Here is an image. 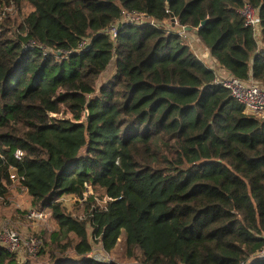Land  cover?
<instances>
[{"label": "trees", "instance_id": "trees-1", "mask_svg": "<svg viewBox=\"0 0 264 264\" xmlns=\"http://www.w3.org/2000/svg\"><path fill=\"white\" fill-rule=\"evenodd\" d=\"M22 2L0 0V200L18 183L51 211L37 261L122 264L92 255L89 222L107 253L123 238L136 264H264V119L164 29L174 15L221 69L264 88V0H27L22 23L1 18ZM59 106L72 119L52 118ZM90 185L107 190V208L65 214L58 199ZM0 264L22 263L0 245Z\"/></svg>", "mask_w": 264, "mask_h": 264}, {"label": "rangeland", "instance_id": "rangeland-1", "mask_svg": "<svg viewBox=\"0 0 264 264\" xmlns=\"http://www.w3.org/2000/svg\"><path fill=\"white\" fill-rule=\"evenodd\" d=\"M19 11H17V7L14 4L6 7L4 6L1 15L5 12L6 15L1 16V18L6 19L8 16H14L18 25L23 22V19L31 14L33 7L27 2V0H23ZM177 30L178 27L176 26L175 31ZM192 33L193 34L191 35L195 38V51L193 52L201 59L203 65H213L219 76L225 78L228 71L218 68L215 64L211 63L209 54L210 50L201 43L194 30H192ZM114 73L115 68L111 66L110 70L107 71L98 81V84H105L110 81L114 76ZM59 107V110L52 115V118L72 119V115L66 107ZM248 114L260 120L264 119L262 116L250 112ZM109 201L110 199L107 196V190L96 185L89 186L84 198H80L75 194H70L64 195L58 199V203L61 204L62 210L65 214L84 221L86 220L88 206H90V210L98 207L105 209L107 208ZM36 209H38V206L34 207L33 204H31L28 192L18 183L10 189V195L7 200H0V245L14 251L22 264H26L27 262L32 264L39 263V261H37V253L41 247V241L44 239L49 240L51 233L56 227V223L52 219V213L47 208L39 206V209L44 211L42 219L35 220L30 218V212ZM88 231L93 244L92 255L94 257L96 256L100 261L106 263L120 262L122 264L137 263L136 260H130L125 254V241L123 238L119 239V243L113 252L107 253L101 247L100 241H97L94 237V230L89 222ZM12 233L18 236L16 246L9 240V234ZM34 244H36V246L39 245L38 249L36 248V250H34Z\"/></svg>", "mask_w": 264, "mask_h": 264}, {"label": "built area", "instance_id": "built-area-1", "mask_svg": "<svg viewBox=\"0 0 264 264\" xmlns=\"http://www.w3.org/2000/svg\"><path fill=\"white\" fill-rule=\"evenodd\" d=\"M6 15V12L2 15ZM242 16L245 18L246 25L253 27L255 36H259L260 34V19L258 17L257 12L253 9L251 5H245L243 11H242ZM124 24H136L139 26L143 25H151L153 27H157L161 29V25L157 20H155L151 16H146L144 14L141 15H130V14H125V18L123 21ZM177 20L174 23V26L178 27L177 25ZM167 28H164L166 32L171 33V32H178L179 35L182 37V39L187 42V44L191 47L193 51H195V38L191 35L193 34L192 31H188L187 27H178V30L175 31V27L169 26V24H165ZM112 34V37H115L117 35V29L112 28L110 31ZM215 71V79L212 84L217 85V86H223L225 89H229L231 91V95L233 98H235L238 102H240L244 108H245V113H253L255 115L262 116L264 118V88L254 81L252 78L249 80L241 81L237 78H235L230 72H227L226 77L222 78L219 76L217 70L213 65L207 66ZM23 156V152L21 150H18L15 154V157L17 159H21ZM14 175L12 178L14 179ZM86 194V193H85ZM84 194V195H85ZM44 216V211L42 209H36L34 211L30 212V218L32 219H42ZM9 240L16 246L17 245V240L18 236L16 234L12 233L9 234ZM34 250L36 248L38 249L39 245L36 246V244L33 245ZM9 249V248H8ZM10 250V249H9ZM11 251V250H10ZM14 253V251H11ZM96 257V256H95ZM257 259L260 261H264V250L259 252L257 254Z\"/></svg>", "mask_w": 264, "mask_h": 264}, {"label": "water", "instance_id": "water-1", "mask_svg": "<svg viewBox=\"0 0 264 264\" xmlns=\"http://www.w3.org/2000/svg\"><path fill=\"white\" fill-rule=\"evenodd\" d=\"M171 1H172V0H167V3L170 4ZM176 20H177V19L175 18V16L172 15V22L175 23ZM202 25H205V22H204ZM187 30H188V31H192V28L187 27Z\"/></svg>", "mask_w": 264, "mask_h": 264}, {"label": "crops", "instance_id": "crops-1", "mask_svg": "<svg viewBox=\"0 0 264 264\" xmlns=\"http://www.w3.org/2000/svg\"><path fill=\"white\" fill-rule=\"evenodd\" d=\"M210 54V53H209ZM207 55V54H206ZM206 55H205V58H206ZM199 58V57H198ZM210 58H211V63H213V64H215V66H217L218 68H220L219 66H218V64H216L215 63V61H214V59L212 58V56H211V54H210ZM200 59V58H199ZM201 60V59H200ZM205 66H210V65H205Z\"/></svg>", "mask_w": 264, "mask_h": 264}]
</instances>
